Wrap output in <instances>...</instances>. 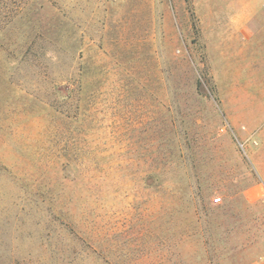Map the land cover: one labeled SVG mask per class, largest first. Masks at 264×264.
<instances>
[{"label":"rangeland","instance_id":"rangeland-1","mask_svg":"<svg viewBox=\"0 0 264 264\" xmlns=\"http://www.w3.org/2000/svg\"><path fill=\"white\" fill-rule=\"evenodd\" d=\"M239 1L0 0V264H264Z\"/></svg>","mask_w":264,"mask_h":264},{"label":"crops","instance_id":"crops-1","mask_svg":"<svg viewBox=\"0 0 264 264\" xmlns=\"http://www.w3.org/2000/svg\"><path fill=\"white\" fill-rule=\"evenodd\" d=\"M259 3V4H258ZM238 9L229 15L228 22L219 30V34H224L227 39L220 37V49L223 46L235 47L239 53H243L248 44L254 39L255 30L252 29L254 17L257 14V8L264 6V0H241L237 2ZM257 11V12H256ZM263 29L261 28V31ZM264 43V40H263ZM262 43V44H263ZM256 44V43H255ZM259 45V43H258ZM257 45V46H258ZM222 50V49H221ZM224 51V50H223ZM262 106L264 108V96L262 97ZM262 122L260 126V145H261V179L264 182V109L262 110Z\"/></svg>","mask_w":264,"mask_h":264},{"label":"trees","instance_id":"trees-1","mask_svg":"<svg viewBox=\"0 0 264 264\" xmlns=\"http://www.w3.org/2000/svg\"><path fill=\"white\" fill-rule=\"evenodd\" d=\"M0 4H1V2H0ZM6 8H7V5H4V3L2 5H0V11H4ZM10 15H11L10 11H5V14L3 15V17H8Z\"/></svg>","mask_w":264,"mask_h":264}]
</instances>
